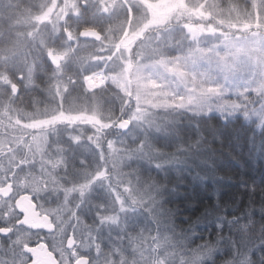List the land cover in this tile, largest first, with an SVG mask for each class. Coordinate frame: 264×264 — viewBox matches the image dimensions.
I'll return each instance as SVG.
<instances>
[{
  "label": "snow or ice",
  "instance_id": "snow-or-ice-1",
  "mask_svg": "<svg viewBox=\"0 0 264 264\" xmlns=\"http://www.w3.org/2000/svg\"><path fill=\"white\" fill-rule=\"evenodd\" d=\"M0 5V264H172L168 237L129 230L161 207L131 161L178 110L264 126V0H183L163 18L146 0Z\"/></svg>",
  "mask_w": 264,
  "mask_h": 264
},
{
  "label": "trees",
  "instance_id": "trees-1",
  "mask_svg": "<svg viewBox=\"0 0 264 264\" xmlns=\"http://www.w3.org/2000/svg\"><path fill=\"white\" fill-rule=\"evenodd\" d=\"M151 134L159 154L144 175L161 185L169 233L203 249L204 264H264V126L241 115L181 113Z\"/></svg>",
  "mask_w": 264,
  "mask_h": 264
},
{
  "label": "rangeland",
  "instance_id": "rangeland-1",
  "mask_svg": "<svg viewBox=\"0 0 264 264\" xmlns=\"http://www.w3.org/2000/svg\"><path fill=\"white\" fill-rule=\"evenodd\" d=\"M146 2H148L149 6L153 9L155 17L163 18L170 11V7H169L170 5L174 6L177 4H182L183 0H146ZM3 10L4 9L0 8V11H3ZM181 113L196 114V113L188 112V111H184V110H178L174 113H171L170 115H168L166 117L167 125L165 127V130L171 128L173 126V124L177 123V118L179 117V115ZM211 114H219V113L213 112ZM219 115H221V114H219ZM238 115H241V114L236 113V114H233L232 116L234 117V116H238ZM232 116H230V117H232ZM230 117H228V118H230ZM163 131L164 130H153L148 135H152L151 133H154V132L162 133ZM142 135H144L143 129L137 128V129H132L130 131V133L127 136H125L124 138L127 140V142H129V141H133L134 139H136V137L142 136ZM153 138L154 137L150 136V141H151V144L153 146L154 151L149 156L144 157V161H146V164L143 165L139 161L137 162L136 160L138 158L133 159L131 161V167L138 169L140 174L145 176V177H151L150 173H149L150 175H144V174H145V171H147L151 167L152 164H155L151 160V155L154 154V156L157 157V155L159 154V150L155 148V142H154ZM157 138H159V137H157ZM140 159H142V158H140ZM139 167H141L142 169H139ZM97 190L102 191L101 189H97ZM159 203H160L161 207L158 210L159 220L157 221V223L154 222L153 218L149 217V214L146 211L140 210L133 217H131V219L129 221V225H128L129 230L146 229V227H148L147 231L159 232L160 234L168 237V246L165 249V251L167 252L169 259L172 261V264H176V261L180 258L181 254L184 252H188L191 248H189L187 246V244L184 243L183 241H181V240L178 241L172 233H169L170 228H169L168 222L165 221V220H167V217L165 218V216H167V215H166V209L163 207V199H162V201H159ZM157 228H160V229H157ZM110 232H111V235H109V230L106 229L104 232V235H103L104 242H105V248L109 247V245L112 244L111 241L106 242V240H111L112 237L116 238L119 235V229L113 227L110 230ZM125 242L127 243L126 240H125ZM190 251H192V250H190Z\"/></svg>",
  "mask_w": 264,
  "mask_h": 264
},
{
  "label": "flooded vegetation",
  "instance_id": "flooded-vegetation-1",
  "mask_svg": "<svg viewBox=\"0 0 264 264\" xmlns=\"http://www.w3.org/2000/svg\"><path fill=\"white\" fill-rule=\"evenodd\" d=\"M23 91V90H22ZM23 203V206L26 208V209H30L31 205L30 203L26 200L22 202ZM104 239V237H103ZM38 264H50V259L47 257V254L46 253H41L39 255V260H38Z\"/></svg>",
  "mask_w": 264,
  "mask_h": 264
},
{
  "label": "bare ground",
  "instance_id": "bare-ground-1",
  "mask_svg": "<svg viewBox=\"0 0 264 264\" xmlns=\"http://www.w3.org/2000/svg\"><path fill=\"white\" fill-rule=\"evenodd\" d=\"M166 222H167V220H165ZM159 227V226H158ZM157 229H160V228H157ZM136 230V229H135ZM146 231L148 230V227H146V229H145Z\"/></svg>",
  "mask_w": 264,
  "mask_h": 264
}]
</instances>
